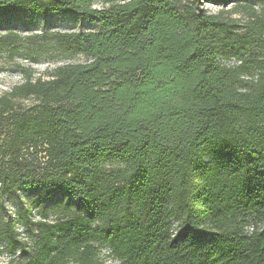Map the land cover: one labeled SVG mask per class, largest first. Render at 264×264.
I'll use <instances>...</instances> for the list:
<instances>
[{"label":"trees","instance_id":"obj_1","mask_svg":"<svg viewBox=\"0 0 264 264\" xmlns=\"http://www.w3.org/2000/svg\"><path fill=\"white\" fill-rule=\"evenodd\" d=\"M97 1L0 0V19L72 15L94 26L53 34L89 62L47 79L22 69L25 81L0 96V200L45 192L79 206L61 220L47 209L36 219V204L0 217V255L264 264V56L248 52L264 44V0H236L245 20L200 0Z\"/></svg>","mask_w":264,"mask_h":264},{"label":"rangeland","instance_id":"obj_2","mask_svg":"<svg viewBox=\"0 0 264 264\" xmlns=\"http://www.w3.org/2000/svg\"><path fill=\"white\" fill-rule=\"evenodd\" d=\"M184 2H196L197 0H183ZM219 0H200L202 7L210 14H219L245 20V15L236 12L239 9L236 0H227V3H219ZM244 3L252 2L257 7L261 6L260 0H241ZM105 0L95 2L96 7L108 6ZM94 26L79 17L72 15H55L35 20L26 19L24 16H16L12 19H0V96L10 91L14 86L25 81L26 75L22 69H30L33 78H49L51 73L59 66L71 63H86L91 58L83 53L67 51L61 48L55 41V32H75L79 30H91ZM19 45V53L11 58L10 49ZM251 54L264 56V44L260 40L253 42L248 47ZM222 62L228 66L236 64L234 58H223ZM30 100L22 104L29 105ZM107 171L120 167L118 163H103L101 166ZM36 204V205H34ZM34 205V217L40 218L44 210H48L49 219L61 220L71 217L79 212V206L75 201H69L62 195H55L47 199L45 192L26 193L16 192L0 200V217L11 214L16 217L27 208ZM23 227H19L22 236H25ZM28 246L32 249L34 240L25 237ZM28 255L19 251L0 255V264H22ZM108 264H111L108 262Z\"/></svg>","mask_w":264,"mask_h":264}]
</instances>
